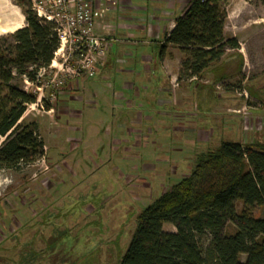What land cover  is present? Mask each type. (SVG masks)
<instances>
[{
	"label": "rangeland",
	"instance_id": "374dc122",
	"mask_svg": "<svg viewBox=\"0 0 264 264\" xmlns=\"http://www.w3.org/2000/svg\"><path fill=\"white\" fill-rule=\"evenodd\" d=\"M126 5L85 0L92 35L109 42L94 76L79 72L82 49L60 34L41 86L13 81L37 95L22 120L36 124L44 156L0 169V264H119L137 214L190 173L197 153L220 142L264 145V0H226L225 36L242 45L245 65L227 50L198 77H180L174 58L183 56L167 47L171 61L162 65L165 35L148 40L139 16L123 13ZM0 7L25 26L13 0ZM170 72L176 78L168 85ZM163 231L175 229L164 224Z\"/></svg>",
	"mask_w": 264,
	"mask_h": 264
},
{
	"label": "trees",
	"instance_id": "16d2710c",
	"mask_svg": "<svg viewBox=\"0 0 264 264\" xmlns=\"http://www.w3.org/2000/svg\"><path fill=\"white\" fill-rule=\"evenodd\" d=\"M13 2L25 26L0 37V169L5 170L44 156L36 124L22 120L37 95L13 81L22 77L41 86L40 72L59 48L54 23L39 18L28 0ZM225 2L190 0L165 34L161 52L170 45L183 56L180 77H198L221 63L227 50L239 49L237 40L224 34ZM257 210L264 212V145L220 142L197 153L190 173L137 214L119 264H264V214L255 217ZM164 224L175 232L163 231Z\"/></svg>",
	"mask_w": 264,
	"mask_h": 264
},
{
	"label": "built area",
	"instance_id": "2783aa9c",
	"mask_svg": "<svg viewBox=\"0 0 264 264\" xmlns=\"http://www.w3.org/2000/svg\"><path fill=\"white\" fill-rule=\"evenodd\" d=\"M29 2L39 18L54 23L59 44L60 34L75 38L72 42L76 43L78 49H82L80 55L84 56L79 72L84 73L86 77L94 76V64L97 60L103 61L109 42L105 37L92 35L94 15L85 6V0H29Z\"/></svg>",
	"mask_w": 264,
	"mask_h": 264
},
{
	"label": "crops",
	"instance_id": "0c3cea01",
	"mask_svg": "<svg viewBox=\"0 0 264 264\" xmlns=\"http://www.w3.org/2000/svg\"><path fill=\"white\" fill-rule=\"evenodd\" d=\"M136 1H146V0H136ZM147 1L149 2V5L137 6L134 3V0H127V2L129 3V6L126 5V7H125L126 10L123 11V13H125L126 11H130V12H132V15L134 14V15H137L139 17L140 16L144 17L143 14H146L145 18L141 19V18L137 17V18H135L136 19L135 21L137 22L136 27H138L140 30H143V32L146 33L147 39L149 40L152 36L153 37L157 36L156 35L157 31H159L160 33H163L164 35L166 33H168L174 26V20L177 18L176 17L177 11L179 12V14L181 16V14L183 13V11L185 9V6L187 5V3L190 0H147ZM149 6L151 8L149 10H147V7H149ZM144 11H149V12H144ZM148 14H152V16L147 17ZM224 34H225V30H224ZM157 37L159 38V36H157ZM229 37L235 38V35L232 34ZM162 42H163V40L161 41V43L159 45H161ZM238 45H239L238 50H235V51L230 50V52H229L230 59H233L235 57V58H237L238 64L240 63V64H242V66H244L246 58L244 57L243 52H242V45L239 42H238ZM167 48L169 50H174L176 52H179V54H181L180 51H178V49L173 47V46L168 45ZM169 56L166 55L164 51L161 52L162 65L168 59H170L169 61H171V57H169ZM142 58L145 61V59H144L145 57L142 56L141 59ZM174 59H176V60H174L176 63L175 65L180 63L179 57L174 58ZM163 71L165 72L164 66H163ZM165 76H166V80L167 79L169 80V78H170L169 82L167 80L168 85H171L172 81L175 80V78H176V76L172 72L166 73Z\"/></svg>",
	"mask_w": 264,
	"mask_h": 264
},
{
	"label": "bare ground",
	"instance_id": "6f19581e",
	"mask_svg": "<svg viewBox=\"0 0 264 264\" xmlns=\"http://www.w3.org/2000/svg\"><path fill=\"white\" fill-rule=\"evenodd\" d=\"M21 28V17L15 11L9 7H0V33L11 34Z\"/></svg>",
	"mask_w": 264,
	"mask_h": 264
}]
</instances>
